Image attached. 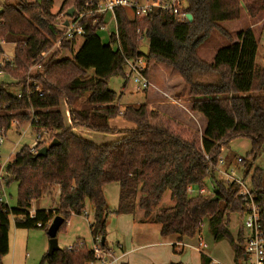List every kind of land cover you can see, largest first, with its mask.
<instances>
[{
  "label": "trees",
  "instance_id": "trees-1",
  "mask_svg": "<svg viewBox=\"0 0 264 264\" xmlns=\"http://www.w3.org/2000/svg\"><path fill=\"white\" fill-rule=\"evenodd\" d=\"M86 0H64L58 12L53 0H36L0 4V42L14 43V57L2 66L3 74L15 80L23 97L10 93L7 83L0 82V134L6 133L12 122L18 127L33 120L36 132L51 134L46 156H37L29 146H23L6 164L5 186L16 182V206L0 202V263L9 252L11 219L17 228L46 230L55 216L66 224L72 214L80 215L90 204L94 218L89 223L93 239L100 236L106 245L108 203L104 187L118 183L119 201L116 214H133L138 210L141 222L161 227L163 237L184 242L193 238L204 222L215 241L227 239L233 247L237 264L245 259L247 232L243 225L234 235L230 230L231 215L242 216L244 203L237 195L236 184L225 185L213 169L222 148L237 138L251 142V154H257L264 143V65L256 62L259 42L251 27L233 35L222 23L237 20L242 10L251 18L264 12V0H186V11L193 15L187 22L178 21L167 12L157 11L139 18L124 7L115 8L116 32L109 42L102 41L98 32L104 23H94L87 17L81 47L74 46L79 36L62 40L60 48L41 62L42 68L32 79L43 92L27 96V75L34 61L51 49L61 30L57 17L70 8L78 9ZM144 37L141 42L140 34ZM214 31L228 41L219 48L212 62L202 59L199 45ZM148 46V53L141 51ZM0 45V67L3 55ZM143 57L147 63L158 61L177 70L190 86L191 109L201 113L206 121L201 134L148 104L117 105V94L108 87L113 74L125 76V58ZM216 73L214 80H199L197 73ZM126 79V78H125ZM70 107L71 124L67 125L60 110L61 103ZM121 117L132 123L130 128L110 124ZM108 134L121 133L113 142L97 144L78 135L73 127ZM46 143H40L38 150ZM49 146V145H48ZM244 163V161L242 162ZM251 173L250 187L261 207L264 231V167L246 165ZM210 178L213 193L190 195V187L205 186ZM0 181V188H1ZM58 189V201L52 209H38L31 217L35 200ZM170 191L172 205L155 208L164 193ZM79 242V241H78ZM45 254L48 264H89L93 252L85 244ZM128 264V263H121ZM176 264H185L178 262ZM201 264H211L202 254Z\"/></svg>",
  "mask_w": 264,
  "mask_h": 264
},
{
  "label": "rangeland",
  "instance_id": "rangeland-1",
  "mask_svg": "<svg viewBox=\"0 0 264 264\" xmlns=\"http://www.w3.org/2000/svg\"><path fill=\"white\" fill-rule=\"evenodd\" d=\"M7 3H18L20 0H5ZM26 2H35L36 0H25ZM53 11L58 12L61 9L64 0H53ZM1 10V9H0ZM61 15V14H60ZM63 19L62 17H60ZM61 19H57L60 21ZM108 25L100 29L98 34L101 37L102 41L107 43L110 39V33L114 32L116 29V24L114 19L108 15L107 16ZM222 26L226 28L234 37L236 38V34L248 27H251L256 37L258 38L259 47L256 56V62L260 65H264V12L259 14L256 18H251L245 10H242L241 17L237 20H232L228 22L222 23ZM84 38L79 36L78 41L74 46V50L77 51L81 45L83 44ZM227 40L223 37L221 33L218 31H214L210 34V36L205 39L198 47L197 51L200 57L208 62H212L214 59V55L219 48L224 47L227 44ZM147 43V40L144 41ZM10 52H12V47L8 46ZM155 62L153 65H151ZM166 66L169 72H171L170 66L165 63L151 60L150 66L148 68V74H154V78L156 82L159 84L162 83L163 80L168 79V75L164 69L163 65ZM174 68H172L173 70ZM175 70V69H174ZM126 69L124 68V72ZM177 71V70H176ZM181 76V75H180ZM197 79L199 80H214L217 78L216 73H197ZM151 80V79H150ZM180 80V79H178ZM183 80V78H182ZM0 82L7 83V88L10 93L16 94L20 91L21 88L15 87V80L7 74H0ZM108 87L114 90L117 94L116 104L123 110L128 105H140L142 103H146L145 95L143 91H137L135 89V85L132 81L125 79L123 74H113L108 78ZM184 87L181 84V81L176 82L175 78L171 79V85L174 86L176 92H179L178 95L184 96V90L187 88L188 93L190 90V86L183 80ZM184 88V89H183ZM178 90V91H177ZM148 92V90H146ZM145 92V91H144ZM183 101H187L189 97L185 95ZM170 97H164L163 100L165 102H170ZM172 100V99H171ZM191 102V101H190ZM150 106V105H149ZM189 106V103L187 104ZM178 110L177 114H186V111L182 110L178 106H173ZM68 106L65 102L61 103L60 110L65 117V121L67 125H70V119L66 113ZM193 113H197L192 111ZM195 114H192L194 116ZM193 120L192 125L185 123L183 120H178V122L187 125L191 129L196 130L199 134L203 132V127L205 125L200 120V117H197ZM205 123V120H204ZM110 124L116 125L120 128H130L134 125L130 122L124 121L121 117L110 120ZM18 125V124H17ZM17 127V126H16ZM20 128V127H19ZM22 128V127H21ZM84 126H76L73 127V131L78 135L86 138L87 140L93 141L97 144L110 143L114 140L120 138L122 136L121 133H108L103 134L90 129H86ZM90 133H88V131ZM4 138V141L0 144V163L6 165L8 161H10L13 156L23 147L30 146L33 144L36 138V132L34 131L33 126L25 125L19 131L16 128L11 127L6 133L0 134V137ZM251 142L247 138H237L232 140L228 145L223 146L222 149V157H229L235 160V168L237 174L244 178L245 183L250 186L251 173L246 174V165L251 166L252 170L256 167H264V143L261 149L257 152V154H251ZM237 157H241L244 159V163H238ZM205 185L209 188L210 181L207 179L205 181ZM6 191L9 197V205L16 206L18 199V185L16 182L11 183L9 186H6ZM190 195H197L199 192V187L194 186L192 191H190ZM105 197L108 203V216L106 220V243L113 250H118V244H123L127 249L131 247L138 246L142 243L147 242H155L157 240V224L149 225V230H145L142 228L141 224L135 222L133 218V214H116L114 213V209L118 205L119 201V193L120 187L118 183H111L104 187ZM58 201V193L56 190H52L50 194L44 195L42 198L35 200L32 203L31 210L35 209H52L56 206ZM172 202L170 200V191L167 190L164 193L163 199L159 206L155 208V211H158L161 207L170 206ZM87 212V215L85 214ZM85 212H82L80 215L72 214L68 219L65 225L57 233L58 243L61 249L68 248L69 246H73L76 242H82L88 249H91L94 244V239L91 235V230L89 223L93 220V212L89 208V204H87L85 208ZM14 221L11 219V225L13 226ZM243 225V217L238 213H233L231 215V224L230 230L236 235L238 233L239 227ZM26 232H30L31 236V244H30V257L28 258V264H48L47 262H43V257L45 254H48L49 250V237L47 236V232L43 228H34V229H25ZM247 232V230H245ZM146 233L147 240H138L140 235ZM198 234H200L205 242L208 244V248L205 250V254L208 255L211 259H215L222 264H237L234 258V250L232 245L227 239L221 241H215L213 236L211 235L208 227V221L204 220L200 231L193 237L188 238L184 241L183 252L180 250L173 252L172 247L163 244H154L152 248L147 250H152L155 254L159 253L161 257L164 258L165 254H170L172 257L171 260H168V264L171 262L178 263L182 262L185 264H201L202 253L195 249V246L198 244ZM32 235L37 239V236H41V244L38 248H32ZM136 236V239L135 237ZM144 241V242H142ZM38 242V239H37ZM46 242V245L44 244ZM78 242V245H79ZM80 246V245H79ZM46 247V248H45ZM181 246H178L180 249ZM143 251L135 252V254H140ZM145 252V251H144ZM241 264H244V261H241Z\"/></svg>",
  "mask_w": 264,
  "mask_h": 264
},
{
  "label": "built area",
  "instance_id": "built-area-1",
  "mask_svg": "<svg viewBox=\"0 0 264 264\" xmlns=\"http://www.w3.org/2000/svg\"><path fill=\"white\" fill-rule=\"evenodd\" d=\"M124 7L131 11V13L139 18L147 17L157 11H163L174 16L178 21L187 22L190 21L187 18L188 12L187 1L186 0H86L78 9H75L73 17H68L65 13H61L57 19H61L59 22V29L61 34L59 39L54 43V46L43 51L38 58L34 61V64L30 67L29 73L27 75V96L30 97L33 94L31 88H29L30 82L35 84V92H38L40 96H43V92L36 85L37 83L32 79L31 76L35 74L36 71L41 70V62L47 59L50 54L56 48H60L62 40L72 39L75 36H83L85 34V27L87 24H83V21L87 17H94V23H98L101 20L102 15L106 16L110 14L115 21V8ZM68 21V25L65 22ZM104 23L107 26L106 17L104 18ZM106 26L101 27V29ZM116 32V29L115 31ZM138 33L140 34L139 30ZM141 42L144 41L143 35L140 34ZM3 42H0L2 45ZM4 51V50H3ZM10 60V57L3 52L0 74H3L2 66L6 61ZM125 78L132 81L135 85L137 91H146L150 88L151 82L148 76L147 63L143 57L135 58H125ZM18 98H22V92H18ZM70 115V114H69ZM33 120H30L26 125L32 126ZM13 125L18 124L17 121L12 122ZM23 128V127H22ZM21 127L16 128L17 131L22 129ZM4 141V138L0 137V144ZM40 143H46L47 146L51 143V134L45 130L41 132H36V138L32 145H30V151L34 154L38 152V146ZM223 149V148H222ZM243 158L238 157L237 162L242 163ZM211 169L214 170L215 175L219 181L225 183V185L236 184L238 187L237 195L242 199L244 203L243 217V227L247 230V235L245 239V259L244 264H264V231L261 221V207L253 194L251 187L245 183L244 178L237 174L235 165H227L224 157L220 156L218 163L214 165ZM5 175H6V165L0 163V181L2 183L0 188V202L9 205V197L5 186ZM210 184H212L211 179L208 178ZM193 187H190L192 191ZM214 191L212 188H208L206 185L199 188L198 194L209 195ZM85 212V210L83 211ZM31 217L34 216V211L31 210ZM87 215V212H85ZM91 223V222H90ZM42 224L38 223L40 227ZM102 239L97 236L94 239L93 247L91 248L93 252V260L89 264H117L119 258L115 256L112 248H102ZM84 243L79 242L82 246ZM178 245L184 247L183 242H179ZM177 245V246H178ZM72 246H69L70 250ZM208 248V244L205 242L203 237L198 234V244L195 249L200 253L205 254V250ZM208 256V255H207ZM1 264V263H0ZM211 264H222L215 259H211Z\"/></svg>",
  "mask_w": 264,
  "mask_h": 264
},
{
  "label": "crops",
  "instance_id": "crops-1",
  "mask_svg": "<svg viewBox=\"0 0 264 264\" xmlns=\"http://www.w3.org/2000/svg\"><path fill=\"white\" fill-rule=\"evenodd\" d=\"M4 2H6V1L0 0V4H3ZM108 15H110V14H107L105 16L107 25H108V21H107ZM111 33H113V32H111ZM8 46L12 47V52L9 51ZM2 47H3L5 54L7 56H9L10 60H11L14 57L15 44L3 42ZM154 63L155 62H153L151 65H153ZM160 65H163V64H160ZM165 68H166V66H164V69ZM167 69H165V71L168 75V79L163 80L161 84H159V82H156V80L154 78V74L152 73V70H151V74L150 75L148 74L149 78L151 79L150 80L151 86L148 89V92L147 91L143 92L148 105L164 112L165 114L169 115L170 117L174 118L175 120L176 119L183 120V121H185V123H187L189 125H192L193 120L196 118L195 115H197V117H200V120L205 125L206 121L204 123V120H205L204 116L201 113H198V112L193 113L192 112V109H191L192 105H191L190 100H188L189 106H187V104H188L187 101H183L184 100L183 97L185 95H188L187 88L184 90L185 91L184 96H182V95H178L179 92H176L177 88H175L174 86L171 85V79L175 78L177 85L181 81V84L184 87V83L182 80V76H180V73L174 69L172 70V68L170 70L171 72H169ZM178 79H180V80H178ZM164 97H166V98L170 97L172 100L170 99V102L169 101L165 102V100H163ZM142 104H144V103H142ZM173 106L180 107L182 110L186 111V114L185 115L177 114L176 110H178V109L173 108ZM68 108L69 109H67L66 113L70 119V115H69L70 114V107L68 106ZM192 114H195V115L192 116ZM70 122H71V119H70ZM12 127L18 128V125L16 127V125L12 124ZM86 129L87 128H85L84 131ZM203 130H204V127H203ZM88 133H90V132L88 131ZM224 159H225L227 165H235L234 159H231L229 157H224ZM209 187L212 188V184ZM55 190L58 193L59 190L57 188ZM89 208L93 212V218H94V210L90 204H89ZM35 210H38V209H35ZM35 210H33V211H35ZM141 216H142V211L138 210L132 219L135 222L141 224L142 226H140V227L145 228V230H149V227H150L149 225L156 224V223H152V222H141V221H139L138 218ZM157 225H158L157 233H158L159 237H161V238H158V236H157L158 241L142 243V244H139L138 246L131 247L129 249H127L123 244H118V250H113L115 256H117L119 258V261L117 264H121V263H128V264H168V260H171V258H172L170 256V254H165V256L163 258V257H161V255L159 253L155 254V252H153L152 250H147V249L152 248V246L154 244H158V245L163 244V245L171 246L173 252H176L178 250L179 251L183 250L184 247H181L180 249H178V246H179L178 243L179 242L177 240H175V238L163 237L160 234L161 227L159 224H157ZM134 237L136 239V236H134ZM37 239H38V242H37ZM37 239L35 240V237L32 235V248L33 249L38 248L41 244V240H42L41 236L38 235ZM137 239L138 240H147V234L144 233V234L140 235L139 238H137ZM42 242H43V240H42ZM142 242H144V241H142ZM30 244H31V236H30L29 231L26 232L25 229L17 228L15 226V224H13V226L10 225V229H9V252L3 258L1 264H28V258L31 256L29 251H28V250H30ZM44 244L46 245V242ZM106 245H107V243H106ZM48 246H49V243H48ZM107 247L110 248L108 245H107ZM139 251H143V252L140 254H135V252H139Z\"/></svg>",
  "mask_w": 264,
  "mask_h": 264
},
{
  "label": "water",
  "instance_id": "water-1",
  "mask_svg": "<svg viewBox=\"0 0 264 264\" xmlns=\"http://www.w3.org/2000/svg\"><path fill=\"white\" fill-rule=\"evenodd\" d=\"M74 8H70L67 11V16L68 17H73L74 15ZM187 18L191 21L193 19V15L191 13H188ZM65 25H68V21L65 22ZM141 51L144 55H147L148 53V46L147 45H143L141 47ZM59 142L57 139H53L52 142L49 144V146H44L42 148H40L37 152V156H46L47 152H48V148L49 147H53L58 145ZM64 219L62 216L57 215L54 217V219L52 220L51 224L49 225L48 229H47V235L49 237V250H48V255L53 254L55 251L60 249L59 243H58V239H57V233L59 231L60 226L62 225ZM169 264H176L174 262H171Z\"/></svg>",
  "mask_w": 264,
  "mask_h": 264
}]
</instances>
